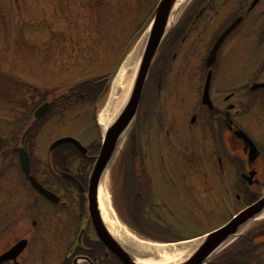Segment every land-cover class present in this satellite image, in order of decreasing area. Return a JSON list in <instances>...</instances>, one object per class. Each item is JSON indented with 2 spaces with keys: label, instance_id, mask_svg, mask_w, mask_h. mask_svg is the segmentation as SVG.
<instances>
[{
  "label": "flooded vegetation",
  "instance_id": "af4514ba",
  "mask_svg": "<svg viewBox=\"0 0 264 264\" xmlns=\"http://www.w3.org/2000/svg\"><path fill=\"white\" fill-rule=\"evenodd\" d=\"M253 1L180 0V3L183 2L182 8H179L173 15L174 23L171 24V28L157 52L152 69L154 71L155 68L163 66L175 70L178 68L176 70L179 73L175 83L176 91L179 94L187 92L188 99L184 101L183 97L179 101L172 100V108L177 107L179 111H184L185 105L187 108H194L190 112L192 113L190 124L196 125L198 130L202 131L213 162L216 161V166H218L216 170L219 175L225 177L226 174L233 179L244 174L248 176L250 171L255 170L256 175L253 179L260 181L261 176L264 175V109L261 110L258 107L259 105L264 107V88L253 91L252 86L264 82V78H262L264 72V4L262 0H259L254 7H251ZM159 2L160 0H122L120 3L124 9L130 5L135 7L137 18H141L143 15L141 19H144L145 16L148 19ZM97 11H99L100 19L104 12L101 7ZM237 18L242 19L240 24L224 40L211 67V100L202 104V91L207 73L210 70L206 64L207 56L220 35ZM17 41L19 42V39ZM53 41L54 38L51 39V42ZM185 41H189L190 44L187 50L182 53ZM27 42H31L29 49L31 55H34H30V59L34 63L38 61V53L35 52V49H39V64L47 65L50 39L46 35H39L35 38L31 37ZM180 54L185 55L184 58L179 59ZM228 58H231L236 65L237 71L235 73L237 75L230 80L232 84L220 87L218 80L227 71L226 60ZM177 63L180 64V67L176 65ZM205 69L203 79V70ZM150 80L152 81L149 82V85L151 82L155 83L153 77ZM241 81L244 84L240 83ZM3 82L0 83V115L2 113L8 118L7 123L4 124L5 128L9 133L28 134L37 132L39 125L46 121V118L34 120V113L42 103L38 104V100L34 101L33 97L39 96L41 99L43 96L41 92L33 91L32 86L27 82L5 78ZM159 85H162L161 81H159ZM10 87L12 89H9ZM16 87H19L18 91L15 90ZM241 87L245 89L246 93L242 92ZM243 99L246 100L243 101ZM160 101L159 98V101L147 103V110L152 108L163 110L160 108L162 106ZM35 103L37 104L33 110ZM187 114L189 113L184 115L185 122L188 120ZM181 118L183 117L180 115L178 119L172 121L171 144H174V122L179 123ZM245 119L250 122L246 123ZM252 128H256L262 133L260 138L257 139L252 135ZM142 129L143 148L145 149L144 153H146L154 132H152V127H148L146 131V127H142ZM240 129L247 132L259 147L258 160L251 165L249 163V149H246L244 140L237 134ZM157 133L160 136L161 133ZM168 133L170 134L171 131ZM17 146H22L32 157L31 145L28 143L10 146V149L4 147V151L7 150L11 155L7 162L10 167H16L19 164L18 154L14 151ZM193 147L196 146L193 145ZM188 148L191 150L192 145L190 144ZM88 150L82 154L73 144H65L62 148L58 147L53 150L49 154L51 157L47 154L42 160L40 169L43 183L60 198V201L54 204L44 200L48 210L45 207V213L40 218L39 223L33 221L32 209L27 205V198L21 201L16 191L0 190V194L5 193L4 200L13 198L15 202L14 206L1 205L0 203V256L10 250L17 242L23 239L27 240L26 247L22 252L17 256L13 255L11 259L0 264H36L38 259L39 264H50V246L54 242L58 246H64L62 252H59L58 264H123L100 239L89 207L90 174L95 155L89 153L91 152L90 148ZM182 160L185 172H182L184 170L181 169L180 164L181 181L187 182L191 186V178L195 176L191 172L188 173V169L191 170L196 163L208 165V159L198 157ZM135 161L143 162V169L140 168L137 176L139 187V191L136 192L137 200L135 204L130 201L129 191L123 195L121 199L122 208L125 209L126 216L121 211V220L128 228L136 231L140 237L164 240L162 236L145 233L140 222L139 224L135 223L134 218L145 221L146 217L150 225H154L148 215L155 212L159 201H164V198L159 195L156 188L159 180L155 178H158L157 175L151 173L152 166L158 162L159 165L168 168L165 170L167 173L164 176L166 183L164 186L168 185L170 191V189L172 190V183H174L170 163L173 165L176 160L172 158L171 153L168 158L155 160L147 156L142 159H135ZM2 165L3 163H0L1 173L2 170L3 172L6 170L3 169ZM175 192L183 193L181 189L178 190L177 188ZM113 204L120 214V208L115 198H113Z\"/></svg>",
  "mask_w": 264,
  "mask_h": 264
},
{
  "label": "rangeland",
  "instance_id": "374dc122",
  "mask_svg": "<svg viewBox=\"0 0 264 264\" xmlns=\"http://www.w3.org/2000/svg\"><path fill=\"white\" fill-rule=\"evenodd\" d=\"M11 1L0 0V83H3L4 78L16 79L34 84L39 89L53 90L54 94L65 93L69 87L74 85H76L74 91L80 92V89L88 83L90 84L84 89H88L91 85L96 86L97 83L95 82L99 80L96 77L113 73L126 50L133 28L144 21L141 19L143 15L141 18H137L136 8H133L132 5L124 9L120 3L122 0H14L12 3ZM262 3L264 4V0ZM98 6L104 12L100 19L99 11H97ZM39 35H46L50 42L52 38L55 40V43L49 45L47 65L39 64V49H35V52L38 53V61L34 63L30 59L29 45L31 42L27 41L31 37L35 38ZM189 44V41H185L182 53L187 50ZM61 45L64 46L60 49ZM238 55L240 56V54ZM184 56L180 54L179 59L184 58ZM226 63L227 71L218 80L220 87L232 84L230 80L237 75L235 73L237 68L232 59L228 58ZM176 65L180 67V64L177 63ZM176 70L173 68L170 73L164 72L163 77L167 79L166 86L160 93V104L162 105L160 108L163 110L158 108L149 110V113H155L154 111L157 110L158 113H156L154 120L146 122V127L151 126L158 131L160 122L164 125V129L161 130L163 133L160 138V147H155L156 140L153 137L148 145L150 149L147 156L155 160L170 157L171 152H169L168 147L166 149V145L172 146V158L176 160L173 165L170 163L174 183H172V190L169 191L168 185L164 186L166 184L164 176L167 173L165 170L168 168L155 162L152 166V172H150L158 176V178L155 177L159 180L156 188L159 195L163 196L164 201H159L158 206L156 204L155 212L148 215L150 220L154 222L153 226L146 220V217L145 221L138 220L147 232L155 236H162L168 241L201 236L223 226L244 207V195L246 194L243 193L245 188L240 184L241 182L233 181L226 174L225 177L219 175L216 170L218 167L213 162L202 131H199L196 125L190 124L189 126L192 116L190 112L194 108H187L186 105L184 111H179L177 107L172 108V100L179 101L183 97L184 101L188 99L187 92L179 94L176 91V78L179 77ZM262 78H264V72ZM87 79H91V81L86 82L87 84L84 83L85 85L82 84L83 86L77 85ZM108 81L110 86L101 95L102 99L100 96H94L95 102H81L75 108L65 106V110L62 112L56 110L55 113L57 114L50 115L45 123L39 125L36 136L30 143L34 144L32 148L38 159L41 155L43 157L47 155L49 147L55 139L64 135H75L82 143L91 148H96L100 132H103L98 123V111L108 102L112 90V77ZM240 83L244 84L243 81ZM241 90L246 93L244 88L241 87ZM258 108L264 109L262 105H259ZM186 113H189L186 116L187 122L184 119ZM180 115L183 118L179 120V123L174 122V144L171 145L170 140L172 138L171 136L168 137L167 131L171 130L172 121L178 119ZM0 116V134L7 138L9 132L5 129L4 124L7 123L8 118L2 113ZM245 121L246 123L250 122L248 119ZM192 128L194 129L191 131ZM252 131V135L257 139L262 135L256 128H252ZM190 144L192 149L189 151L193 152L195 156L208 159V165L196 163L191 170L188 169V173L191 172L195 176L191 178V186L187 182L181 181V171L179 170L181 164V169L184 170L182 172H185L182 158L190 157L186 151ZM193 145L196 147L194 148ZM123 147L106 175L111 202L113 203V198H115L120 208V214L117 212V218L121 224H124L121 220V211L126 216L121 200L126 193L122 173L124 172ZM7 162L5 156H0V163H3L2 167L6 169L5 172L3 170L2 173L0 172V189L16 191L21 201L27 198V205L31 207L28 195L31 194L32 190L25 183L24 177L20 176L13 167L8 166ZM260 181V185L253 191L261 195L264 194V175L261 176ZM175 186L178 190L181 189L183 193H176ZM4 195V192L0 194L1 205L14 206L13 198L4 200ZM45 207L48 210L47 205L44 206L39 200V204L34 209L33 220L38 218L40 221L45 213ZM112 207L115 208L114 204ZM260 221L263 220L261 218L256 220L249 229H252ZM62 249H64L63 245L58 246L55 242L51 243L50 264L59 263V252L61 253ZM36 264H39V259Z\"/></svg>",
  "mask_w": 264,
  "mask_h": 264
},
{
  "label": "water",
  "instance_id": "95a60500",
  "mask_svg": "<svg viewBox=\"0 0 264 264\" xmlns=\"http://www.w3.org/2000/svg\"><path fill=\"white\" fill-rule=\"evenodd\" d=\"M181 6L180 0H161L158 4L155 12L151 16L145 27L150 26V32L146 47L142 54L141 62L138 67L136 78L126 104L121 109V111L114 118L112 123L104 132V142L99 151L97 161L93 170L91 183H90V194H89V207L91 213L95 220V225L97 228V233L104 243L114 252L124 264H150L144 261V258H148L151 255V252L146 253L144 258L138 257L127 248H125L112 234L106 224L103 223L102 215L100 212L99 205V186L102 180V177L107 170L108 166L111 164L112 160L116 156L118 149L122 140L124 139L128 129L130 128L140 103L142 96L144 84L152 63V60L158 50L160 43L165 37L167 30L171 24L172 17L176 13L177 9ZM238 20L228 29L226 32L220 36L215 46L211 50L207 64L211 66L215 62L218 50L225 40L227 35L234 29L238 24ZM144 27V28H145ZM143 28V30H144ZM210 78L211 73L208 75V81L205 87V92L203 95V102L207 103V98H209V87H210ZM261 85H255L253 88H258ZM50 109V103H45L42 105L36 112V117H43L48 110ZM250 147L249 159L250 162H253L258 157V148L256 144L248 137V135L241 131L238 133ZM65 142L75 143L81 150L86 151V148L75 138L73 137H64L57 140L52 148L57 147L58 145ZM1 145V137H0ZM19 150V149H18ZM21 160L23 167L26 170V173L29 174L28 169V156L27 154L20 151ZM251 177L254 173L251 172ZM31 185L43 196L49 200L56 202L57 198L55 194L45 189L33 176L29 177ZM252 183V182H250ZM264 211V197H262L257 202L251 204L250 206L243 209L239 212L233 219H231L227 224L221 228L197 239L194 241L193 248L188 252L183 259L178 260L174 264H205L208 262L221 248L234 240L238 235L253 221L256 217L261 215ZM12 252L4 254L0 257V263L8 260ZM173 264V263H169Z\"/></svg>",
  "mask_w": 264,
  "mask_h": 264
},
{
  "label": "bare ground",
  "instance_id": "6f19581e",
  "mask_svg": "<svg viewBox=\"0 0 264 264\" xmlns=\"http://www.w3.org/2000/svg\"><path fill=\"white\" fill-rule=\"evenodd\" d=\"M149 32L150 26L145 28V31L140 35L138 40L134 42L132 48L115 73L108 102L106 106H103L98 111V123L103 131L109 127L130 97L142 54L148 41ZM108 172L102 177L100 183L99 204L106 225L118 241L138 257L143 256L142 258H144L146 253L151 252L154 258H150V256L144 258V261L150 264H174L178 260L183 259L192 250L194 242L191 244H188V242L184 244H157L146 242L139 239L133 232L118 223V220L113 216L110 195L107 189L108 180L106 175ZM258 218L264 219V211Z\"/></svg>",
  "mask_w": 264,
  "mask_h": 264
},
{
  "label": "trees",
  "instance_id": "16d2710c",
  "mask_svg": "<svg viewBox=\"0 0 264 264\" xmlns=\"http://www.w3.org/2000/svg\"><path fill=\"white\" fill-rule=\"evenodd\" d=\"M154 78H159L160 69H156ZM88 83L87 85H89ZM85 85V84H84ZM86 85V86H87ZM106 80L98 83L97 93L98 95L105 88ZM83 86V85H82ZM84 86V88L86 87ZM82 88L81 91H86L87 89ZM92 89V85L88 87ZM138 149V141L135 135H132L129 142V147L126 153L123 154V161L127 166L133 165V156H135ZM125 159V160H124ZM136 188L137 186L133 185L129 187V196L132 203H136ZM258 195L249 197L248 203H252L257 199ZM264 260V220L257 223L252 229H249L243 235H241L238 240L232 244L230 247L222 251L214 260L213 264H264L261 262Z\"/></svg>",
  "mask_w": 264,
  "mask_h": 264
}]
</instances>
